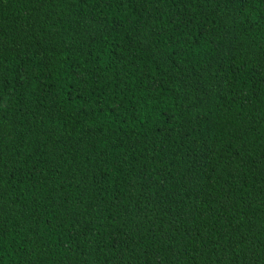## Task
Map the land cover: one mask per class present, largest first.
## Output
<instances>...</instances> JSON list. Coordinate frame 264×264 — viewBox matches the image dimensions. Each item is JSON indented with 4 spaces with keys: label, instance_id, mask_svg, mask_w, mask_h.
<instances>
[{
    "label": "trees",
    "instance_id": "1",
    "mask_svg": "<svg viewBox=\"0 0 264 264\" xmlns=\"http://www.w3.org/2000/svg\"><path fill=\"white\" fill-rule=\"evenodd\" d=\"M0 264H264V0H0Z\"/></svg>",
    "mask_w": 264,
    "mask_h": 264
}]
</instances>
